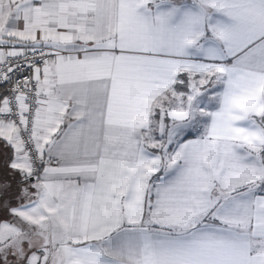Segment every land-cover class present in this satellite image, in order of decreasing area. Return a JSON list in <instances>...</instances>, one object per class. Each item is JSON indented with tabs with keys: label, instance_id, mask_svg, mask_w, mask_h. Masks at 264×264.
<instances>
[{
	"label": "snow or ice",
	"instance_id": "6c2138e0",
	"mask_svg": "<svg viewBox=\"0 0 264 264\" xmlns=\"http://www.w3.org/2000/svg\"><path fill=\"white\" fill-rule=\"evenodd\" d=\"M0 264H264V0H0Z\"/></svg>",
	"mask_w": 264,
	"mask_h": 264
}]
</instances>
